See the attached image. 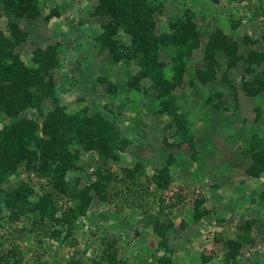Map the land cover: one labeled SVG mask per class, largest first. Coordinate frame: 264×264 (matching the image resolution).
I'll use <instances>...</instances> for the list:
<instances>
[{
	"label": "rangeland",
	"instance_id": "rangeland-1",
	"mask_svg": "<svg viewBox=\"0 0 264 264\" xmlns=\"http://www.w3.org/2000/svg\"><path fill=\"white\" fill-rule=\"evenodd\" d=\"M17 1L6 6L0 0V33L10 34L14 23L22 40L11 56L30 70L45 65L28 85L39 92L41 109L52 107V97L66 119L111 124L117 140L101 156L76 139L66 145L77 155L63 179L83 191L75 201L81 212L69 226L52 225L59 230L54 235L50 225L36 228L28 211L15 218L5 205L21 183L31 186L32 199L49 189L47 178L19 167L0 181L4 264L103 263L108 254L116 264H152L161 252L172 264H264V0H146L150 11L136 13L128 29L112 35L114 52L100 42L108 20L95 12L101 0H24L28 11L15 9ZM179 21L186 25L187 45L175 50L171 33ZM136 32L156 37V45L147 47L164 65L160 77L169 85L156 88L141 75ZM216 32L230 43L229 54L207 49ZM175 56L183 61L179 79ZM17 118L34 125L39 141L27 147L36 150L37 162L42 144L50 150L62 139L54 123L45 129L49 134L41 131L35 109H23ZM16 122L4 126L9 135ZM52 158L56 164L57 155ZM136 164L145 176L168 177L162 203L152 194L151 178L127 183L144 196L142 207L140 195L128 189L111 196L114 186L122 189L117 182L90 187L98 166L121 175ZM146 188L151 194H144ZM66 201L56 205L72 204ZM230 242L238 244L232 256Z\"/></svg>",
	"mask_w": 264,
	"mask_h": 264
},
{
	"label": "trees",
	"instance_id": "trees-1",
	"mask_svg": "<svg viewBox=\"0 0 264 264\" xmlns=\"http://www.w3.org/2000/svg\"><path fill=\"white\" fill-rule=\"evenodd\" d=\"M23 1L24 0H18V3H15V9L28 11L27 2L23 5ZM11 3L12 0H4V5L6 6H10ZM101 5L103 7H97L95 12L99 15L106 14L108 20L101 25L102 32L100 34V42L110 49L112 47V52H114V40L112 35L121 27L124 30L128 29L132 22V18L136 13L144 12L145 8L150 11V8L146 6L148 5L146 0H101ZM6 12L8 13L9 11L6 10ZM172 28V41L175 45V50H178L187 45V36L185 35L186 25L184 22L179 21L172 26ZM9 30L10 34L8 35H2L0 33V120L6 121L0 130V181L9 176L19 167L28 168L33 172L34 177L47 178L45 179L44 185L49 189H44L41 193L35 194V198L32 199L30 198L33 196L31 186L28 183H21V186L15 187L9 192V196L5 198V205L10 208V216L15 218L18 217V214L27 211L28 213H31L32 223H34L36 228L45 225H50L51 227L54 224L69 226L72 223V220L81 212L80 202L75 201L79 200L78 198L81 197L83 191L64 182L63 174L70 168V164L77 155L76 150L72 153L66 150V145L71 139H76L80 144L84 145L85 148L95 149L100 156L107 155L108 149H111L114 146L117 136L115 135L114 128L111 124H106V126H89L85 123V120L73 122L70 119H66V117L62 116L64 113L63 106H59L56 103V100L54 98L52 99V97V107L49 110L43 111L40 106L39 92L35 89H30L28 85L33 84L31 83V79H33L31 76L34 75L33 72L38 71L39 67L44 68L45 65L39 66L38 68L34 67V69L30 70L27 67L22 66L20 63H17L16 59L11 56L9 51L22 40V37L17 26L12 22L9 23ZM137 36L134 45L139 47L138 52H140V54L137 58L142 59L138 62L141 68V75L148 76L152 85L156 88L165 86L164 83H168L169 85V81L162 80L160 77L161 68L164 65L161 62L156 61L154 50L147 47V44H150L151 42L156 45V37L152 35L148 37L146 33L142 35L140 32L137 33ZM158 42H161V40ZM229 45L230 43L226 41L225 37L216 32L210 38L207 49L210 54L215 48L221 49L225 52L227 51L229 54ZM36 56L40 58V55L37 53H35V57ZM113 56L115 57V55ZM43 57L44 59L45 57H48L51 65L55 62L51 53L45 52ZM171 61L174 69L173 73L175 77L179 79L183 71V61L179 60L176 56ZM41 62H43L42 59ZM179 62L182 63L180 66H177ZM164 102L165 100H161L162 104H164ZM23 109H35L37 115L41 116L40 128L41 131L43 130L42 132L44 134H49L48 132H45L47 125L54 123L56 124L54 127H57V130L61 134L60 136H62L60 141H56L55 148L53 146L49 150L45 145H41L42 149L40 152V160L38 162L36 161V157H38L36 150L27 147V144L30 142L39 141V138H37L34 132V125L26 119L17 118V114ZM16 119L18 122L12 124L11 127H14V130L11 131V134L9 135L6 132V127L4 130V126H9L11 123H14ZM25 126H28V128ZM21 128H23V130ZM15 130L19 133H15ZM56 155V164L50 163L48 160L53 159L52 156ZM121 171V175H119L109 171V169H103V166H98L96 170H94L96 179L91 183L90 187L92 190H97L98 187H100L98 186L100 180H109L114 183L117 182L118 187L122 185V189H117L114 186L111 191V196L118 192L122 193L123 188L126 190L128 189L134 195H140V197L138 196V202L136 203L142 207L144 196L140 192H136L137 190L132 186L129 187L127 183L130 182L132 185L135 178H151L149 184L153 185L152 187L154 188L152 194L157 196L155 198L157 201H163L161 193L167 189L166 178H168L163 173L155 172L150 176H145L142 171H140L138 164L131 167H124ZM29 177L30 176L27 175V178ZM127 178L129 181H127ZM144 190L145 195L147 193L151 194L147 188ZM155 192H158V195L155 194ZM60 198H66V200H68L66 202L71 201L72 204L67 205L64 203L63 207H59L56 205V202ZM171 205V202H168L167 206ZM154 222H157L156 217ZM161 223L163 225L164 221H161ZM163 226L166 227L165 225ZM52 227V235L58 233L59 230L54 228V226ZM237 247V243L230 242L227 245L226 250L228 256H232L236 253ZM0 264H4V260L1 258ZM63 264L85 263L81 260L68 259ZM88 264H116V260L113 255L108 254L105 258V262L101 263L98 260H91ZM137 264L143 263L139 262ZM152 264L172 263L167 255L161 252L155 263Z\"/></svg>",
	"mask_w": 264,
	"mask_h": 264
}]
</instances>
